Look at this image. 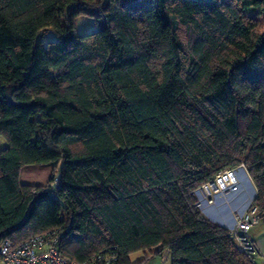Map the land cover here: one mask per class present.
<instances>
[{
	"label": "trees",
	"instance_id": "obj_1",
	"mask_svg": "<svg viewBox=\"0 0 264 264\" xmlns=\"http://www.w3.org/2000/svg\"><path fill=\"white\" fill-rule=\"evenodd\" d=\"M263 15L264 0H0V247L58 230L77 264H255L196 193L243 166L264 219ZM56 163L49 187L21 185Z\"/></svg>",
	"mask_w": 264,
	"mask_h": 264
},
{
	"label": "built area",
	"instance_id": "obj_2",
	"mask_svg": "<svg viewBox=\"0 0 264 264\" xmlns=\"http://www.w3.org/2000/svg\"><path fill=\"white\" fill-rule=\"evenodd\" d=\"M241 170L249 173L243 166L226 170L218 174L212 182L201 187L196 193L199 199L197 207L201 209L204 201H211L215 196L238 193ZM59 181L57 177L54 183ZM260 222V210L253 202L246 211L236 217L235 226L229 231L240 250L249 257L254 256L256 252L250 233ZM62 237L63 232L55 230L37 235L18 246L6 241L0 247V258L6 264H77L65 258L60 251ZM118 261V255L102 252L87 264H117Z\"/></svg>",
	"mask_w": 264,
	"mask_h": 264
},
{
	"label": "crops",
	"instance_id": "obj_3",
	"mask_svg": "<svg viewBox=\"0 0 264 264\" xmlns=\"http://www.w3.org/2000/svg\"><path fill=\"white\" fill-rule=\"evenodd\" d=\"M239 173V179L246 182V187L239 193H227L226 195H218L213 197L211 201H204L202 206L203 215L215 224H218L227 230H231L235 226L236 217L242 214L253 203L257 196L255 185L246 174ZM262 226L260 227V225ZM256 252L254 255L255 264H264V219L259 225L252 229L250 233ZM137 256V257H136ZM143 258L141 254L133 257V262H138ZM170 254L164 253L162 256H154L144 264H172Z\"/></svg>",
	"mask_w": 264,
	"mask_h": 264
},
{
	"label": "rangeland",
	"instance_id": "obj_4",
	"mask_svg": "<svg viewBox=\"0 0 264 264\" xmlns=\"http://www.w3.org/2000/svg\"><path fill=\"white\" fill-rule=\"evenodd\" d=\"M260 22L264 26V15L260 18ZM76 31L81 36L92 34L96 32L95 22L92 19H89L86 17H79L76 20ZM260 36L261 34L259 33L255 34L256 38ZM53 40L54 38L50 39V41H53ZM2 141L4 140L0 139V147L3 145ZM60 168H61V165H58L57 163L47 164V165L27 166L23 168L21 171L20 183L21 185H29V186L47 188L50 185L51 178L56 177ZM241 171H243L242 173L246 174V176L248 177V174H249L248 172L244 170H241ZM244 187H246V182L243 181V179L239 180V192H240V189L242 190ZM261 226L262 224L260 225V227ZM140 256L141 254H138V257ZM169 260L171 259L169 258ZM0 264H6V263H4L3 261H0Z\"/></svg>",
	"mask_w": 264,
	"mask_h": 264
}]
</instances>
